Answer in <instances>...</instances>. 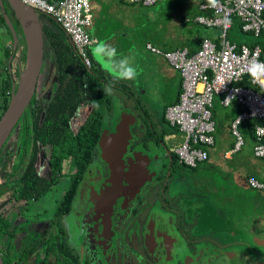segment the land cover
<instances>
[{
    "label": "flooded vegetation",
    "instance_id": "obj_1",
    "mask_svg": "<svg viewBox=\"0 0 264 264\" xmlns=\"http://www.w3.org/2000/svg\"><path fill=\"white\" fill-rule=\"evenodd\" d=\"M24 54L20 26L0 0V105L5 78L16 81ZM49 77H43L46 84ZM51 81L41 97L38 85L33 97L44 108L54 94L56 74ZM117 87L101 134L114 133L122 114L135 117L127 122L130 136L120 153L119 180L102 158L99 139L86 146L85 164L75 167L68 157L58 173L50 165L51 146L38 144L36 174L52 183L38 198L13 197L7 173L15 167L13 180H19L31 160L33 144L27 149L23 144L28 108L17 122L15 137L11 132L0 149V218L7 222L0 231L3 264H264V192L247 185L254 177L232 173L211 157L195 167L182 164L166 144L174 134H165L170 125L161 113L145 114ZM80 106L69 122L73 135L91 113L89 106L81 122L71 125ZM13 187L17 193L20 185ZM45 199L52 210L44 207Z\"/></svg>",
    "mask_w": 264,
    "mask_h": 264
},
{
    "label": "built area",
    "instance_id": "obj_2",
    "mask_svg": "<svg viewBox=\"0 0 264 264\" xmlns=\"http://www.w3.org/2000/svg\"><path fill=\"white\" fill-rule=\"evenodd\" d=\"M20 1L51 17L68 37L83 67L91 68L89 50L96 39L88 33L92 24L90 0H61L57 5L46 0ZM157 1L128 0L142 7L154 6ZM198 9L211 11L212 15H198L193 21L219 29L218 43L203 39L192 54L187 48L163 52L151 44L146 45L148 51L163 57L181 78L179 99L167 107L164 115L167 123L177 128L184 138L174 147L175 155L189 167L208 160L210 150L215 146L212 109L214 99L220 96L221 106L228 107L234 102L242 110L230 124L233 148L226 154H235L244 147L245 140L239 126L245 121L256 120L259 124L254 127L252 154L263 160L264 167V77L254 79L248 71L253 59L264 63V39L253 45L237 44L227 36L234 16L240 21L243 34L255 38L263 35L264 0H212L200 4ZM247 185L264 192V183L254 178L248 179Z\"/></svg>",
    "mask_w": 264,
    "mask_h": 264
},
{
    "label": "trees",
    "instance_id": "obj_3",
    "mask_svg": "<svg viewBox=\"0 0 264 264\" xmlns=\"http://www.w3.org/2000/svg\"><path fill=\"white\" fill-rule=\"evenodd\" d=\"M48 3L57 5L61 0H46ZM203 15L209 17L212 15L211 11L201 12L197 8L192 10L191 17L189 18V24L193 25V19L198 16ZM40 19H47L48 24L42 26V31L46 35L49 45V50L52 49L51 59L55 65V72L57 75V82L54 89V94L51 99L43 107L40 99L33 98L30 103L27 114L26 123L24 125L25 139L23 141L24 147L28 148V143L31 141L33 148L30 156V163L24 170L19 180L13 177L17 173L15 167H11L7 176L12 179L11 184V195L18 199L31 200L33 198H38L43 195L52 182L45 181L37 176L34 162L38 155L37 145L46 144L50 145L52 148L50 165L55 173H58L61 169V164L64 159L71 157L75 167L82 165L87 161V152L85 150L86 146L90 149L97 142L100 137L101 130L107 118V113L112 110L113 96L105 95L103 92L104 86L108 83L111 78L106 79L104 73L101 69H95L92 66L90 69H85L77 57L74 49L68 37L63 33L61 28L55 23V21L44 14H40ZM231 29L229 30L227 36L228 39L241 44V41L233 39L231 32L241 31V23L237 17L231 19ZM188 25V24H187ZM196 25V24H195ZM197 26V25H196ZM199 26V25H198ZM201 34L197 38V46L189 49L190 54L195 53L200 43L203 39H210L218 43L219 29L217 28H207L201 26ZM243 34V33H242ZM245 36H250V45L255 43H260L264 39V34L258 38L253 37L250 34H243ZM264 44V43H263ZM153 46L159 48L163 52H170L177 50L176 47H172L169 44H164L161 39L155 40L152 43ZM181 49V48H179ZM90 56V53H89ZM91 58V57H90ZM85 83L87 87L85 88ZM118 85V82L116 83ZM241 85V84H238ZM121 91H128L129 95L132 91L131 86L126 83L117 87ZM12 82L7 77L4 81V86L2 87L3 102L0 105V117L5 112L8 102L11 96ZM181 93V78L179 73L176 72V89L175 96L170 99L162 108L161 117L162 120L169 126L164 118L165 110L167 107L174 103H177L179 95ZM128 95V96H129ZM132 97L134 95H131ZM221 97H216L214 99L212 118L215 122V139L216 142L219 136L222 134L224 128L230 130L231 122L241 113V108L236 103H232L228 107H223L220 105ZM84 103H88L91 106V113L88 116L85 124L81 127V131L77 135H73L70 131L69 122L71 118L75 115L78 107ZM96 105H99L97 107ZM136 108L141 107L138 100L135 102ZM144 109L143 107H141ZM145 114H148L144 110ZM40 120L42 121L40 123ZM40 123V124H39ZM259 124L256 120H249L243 122L239 126V130L242 133L245 142L253 145L255 144L254 138V127ZM31 125V132L29 129ZM170 129L165 132L167 135L178 134L177 128L169 126ZM230 133V132H229ZM233 148V140L229 143V149ZM84 149V151H83ZM2 156V155H0ZM251 174H248L247 177ZM259 181L264 183V180L259 179ZM15 185H20L17 188L13 187ZM4 194L2 188H0V196ZM3 219L0 218V231L2 228ZM4 226L7 222H3Z\"/></svg>",
    "mask_w": 264,
    "mask_h": 264
},
{
    "label": "rangeland",
    "instance_id": "obj_4",
    "mask_svg": "<svg viewBox=\"0 0 264 264\" xmlns=\"http://www.w3.org/2000/svg\"><path fill=\"white\" fill-rule=\"evenodd\" d=\"M192 9L193 6L191 0H158L154 6L144 7L143 11H147L149 14L148 17H144V19L148 20V24L144 28L145 37L148 36L147 40H149V42L152 44L155 40H159L160 38L162 39L166 38L167 36H169V34L172 36L171 33H176V26L179 28L178 31L184 32L187 23L181 21V15L190 16L192 14ZM231 34L232 37H234L237 41H241L245 43H248L252 39L250 36L243 35L238 30L231 32ZM136 42L138 41L137 39L134 38L133 42L130 43L129 45H135L137 44ZM45 47H47L45 51L46 61L42 68L41 80L39 81L38 84L39 86L37 89L39 97H41L43 93L46 92V90L50 89L52 82L51 79L56 74L55 65L52 71H50L51 64L53 62L51 59V50H49L48 43L45 44ZM133 51H135V48ZM136 51L138 53H141L140 60L135 58L133 60L134 65L138 67V71H139L138 77L135 80L119 81L117 86L120 87V85H124V83H126L128 86H132L133 90H135L136 101L138 100L140 106L144 108L143 110H146L148 114H150L151 116L154 115L155 117L157 113H159V115L160 113H162V108H163L162 105L168 102L170 99H173L175 96L176 73L173 72L174 73L173 75H175V77L167 78L166 75L164 73H161L159 71V68L157 67V65L161 63L164 66L165 70L173 71L165 63V61L162 60V62H160L159 57L157 58L156 56L148 53V51H145L143 46L142 48L141 47L137 48ZM126 55H130V54L126 53ZM47 74H49L50 77L48 83L46 84L43 77L47 76ZM104 77L108 79L110 76L107 72L104 71ZM117 95H119V93H117ZM133 105L136 106L134 102L132 106ZM89 106L90 105L88 103H84L80 106L81 115H78L79 113H77V116L79 117L76 116V118L73 119L71 125L79 124L81 122L83 116L90 108ZM115 108L117 114V112L120 111V108L116 104H115ZM229 132L230 130L227 127L224 128V130L222 131L221 135H222L223 143H226V141L228 142L232 139L231 134ZM14 137H15V132H12L10 138L13 139ZM183 139H184L183 135L178 133L175 134L173 139L168 140L166 144L169 147L172 146L174 148L178 144L182 143ZM16 144L17 143L14 141L13 145L16 146ZM219 144H221V142L217 141V145ZM12 149L13 146L11 144L9 151L12 153L10 154H13ZM223 154L221 155V157L219 156L218 162L219 163L222 162L225 165L226 169H229V171L232 173L239 171L241 174L244 175L251 173L254 174L255 172L254 169H258V168L262 173H264L263 160L256 159L253 157L252 146L248 142H246L245 146L241 149V151L231 155L229 159H225L223 157ZM62 184L65 185L66 182ZM235 192L241 193L240 190H236ZM44 201H45L44 207L47 208V210L49 209L52 210V205L50 204L48 206L47 203L49 202L47 201V199H45ZM232 207L233 210L236 211L238 204L237 203H235V205L232 204Z\"/></svg>",
    "mask_w": 264,
    "mask_h": 264
},
{
    "label": "crops",
    "instance_id": "obj_5",
    "mask_svg": "<svg viewBox=\"0 0 264 264\" xmlns=\"http://www.w3.org/2000/svg\"><path fill=\"white\" fill-rule=\"evenodd\" d=\"M210 1L212 0H191L193 6L192 10L196 8L198 9L200 4ZM90 3H91V12H92V24L88 28V33L93 38H95L96 41L97 40L106 41L107 43L116 47L118 53L122 55H126V53H129L135 59L140 60L141 53H138L136 51L137 48L139 47L142 48L143 46L144 50L148 51L146 45L151 44L149 40H147L148 36L145 37V33H144L145 32L144 28L148 24V20L144 19V17L149 16L147 11H143L144 7L140 6L139 4H131L128 2V0H90ZM201 12H206V11H201ZM190 17L191 16L181 15V21L187 23L189 22ZM41 22H42V26L48 24L47 19H42ZM187 24L188 25L186 26L184 32L178 31L179 28L176 26V33H171L172 36L169 34V36H167L166 38L163 39L160 38V39L164 44H169L172 47H176L177 49L179 48H187L188 50L192 49L194 46L198 45L196 39L199 38L200 34L202 33L200 30L202 25L196 24L194 21H193V25L196 24L197 26L196 25L192 26L189 23ZM134 38L137 39L138 41L136 42L137 44L129 45L130 43L133 42ZM240 43H245V42H240ZM248 43H250V41ZM92 47L90 48L89 53L93 61V67L95 69H101L100 65L96 62V60L92 56V52H91ZM134 48L135 51H133ZM148 53L156 56L157 58L159 57L160 62H162V60L165 61L164 58L159 55L151 53L150 51H148ZM165 63L168 65L166 61ZM157 67L159 68V71L161 73H164L166 75L167 78L175 77V75H173L174 74L173 72L176 73V71L171 66L169 67L173 71L165 70L164 66L161 63L157 65ZM131 88L132 91L130 92V96L134 95L133 97H131L133 104V102H136L135 99L136 96H135V90H133L132 86ZM232 140L233 139H231L228 142L226 141V143H223L222 135H220L217 141L221 142V144L217 145L215 139V146L210 150L209 158L211 157L214 160L218 161L219 156L221 157L223 152L226 155L225 156L226 158H229L231 155H233V154H229V155L226 154L231 150L229 149V143L232 142ZM254 170H255L254 174L251 173V175L249 176L254 177L258 180L259 179L264 180V173H262L259 168ZM245 176H248V174H245Z\"/></svg>",
    "mask_w": 264,
    "mask_h": 264
},
{
    "label": "water",
    "instance_id": "obj_6",
    "mask_svg": "<svg viewBox=\"0 0 264 264\" xmlns=\"http://www.w3.org/2000/svg\"><path fill=\"white\" fill-rule=\"evenodd\" d=\"M6 2L9 11L20 26L25 44V54L23 66L18 73L16 81L12 84L8 106L0 117V149L35 95L44 65L45 44L48 43L47 37L42 31V22L39 18V12L23 4L20 0H6ZM6 15L7 13L5 16ZM50 50L52 54V49ZM53 68L54 62L51 64L50 71H52ZM134 120L135 117L129 114H122L115 132L109 133L104 130L99 138V146L103 151L102 158L114 172L113 176L114 178L116 177V180H119L122 172L120 153L124 150L127 139L130 136L128 130L129 123L127 122H132ZM0 264H3L1 252Z\"/></svg>",
    "mask_w": 264,
    "mask_h": 264
},
{
    "label": "clouds",
    "instance_id": "obj_7",
    "mask_svg": "<svg viewBox=\"0 0 264 264\" xmlns=\"http://www.w3.org/2000/svg\"><path fill=\"white\" fill-rule=\"evenodd\" d=\"M91 52L101 69L111 77V80L104 86L103 92L105 95L113 94L117 82L135 80L138 77L139 71L133 63L134 57L118 53L117 48L106 41L97 40ZM248 71L254 79L260 80L264 77V63L253 59L249 64ZM84 86L86 88L87 83ZM96 106L99 107V105Z\"/></svg>",
    "mask_w": 264,
    "mask_h": 264
}]
</instances>
